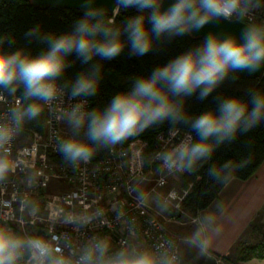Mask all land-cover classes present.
<instances>
[{"label":"clouds","instance_id":"9594fccd","mask_svg":"<svg viewBox=\"0 0 264 264\" xmlns=\"http://www.w3.org/2000/svg\"><path fill=\"white\" fill-rule=\"evenodd\" d=\"M121 12L134 10L122 27L104 22L101 0H80L81 17L71 31L49 36L46 51L32 56L0 50V89L14 93L22 88L25 100L32 101L14 111L13 125H0V180L14 168L12 137L25 119L34 120L62 92L59 78L75 55L82 64L99 57L112 61L127 51L129 58L143 57L153 51L162 37L169 39L199 32L219 21L243 20L258 0H110ZM32 33H29L31 35ZM264 69V23L242 27L235 35L208 33L202 43L159 64L150 73L133 78L127 91L114 95L103 106L86 108L75 104L62 119L71 134L58 141L57 151L73 166L88 163L98 148H112L167 122L183 125L189 135L156 153L161 167L169 173H192L211 159L216 147L235 140L264 122V90L214 98V106L199 113L186 110L185 100L204 101L228 78L230 73H256ZM101 65L79 75L70 99L93 97L100 84ZM43 102V103H40ZM194 134V135H192ZM246 163V162H243ZM243 163L241 166H243ZM232 162L209 167V177L227 184L232 178ZM213 230L219 231L205 217ZM205 225V228L207 227ZM205 228L186 238V242L207 254L211 237ZM33 257L34 264H174L167 254L121 247L112 251L111 242L99 237L73 259L60 256L42 237L23 238L0 225V264H18L22 253Z\"/></svg>","mask_w":264,"mask_h":264},{"label":"built area","instance_id":"2783aa9c","mask_svg":"<svg viewBox=\"0 0 264 264\" xmlns=\"http://www.w3.org/2000/svg\"><path fill=\"white\" fill-rule=\"evenodd\" d=\"M258 3L241 21L264 23V0ZM60 86L62 92L45 105L44 133L28 131L30 143L19 146L20 127L7 145L15 166L0 180V225L23 238H45L62 257L75 259L91 241L104 237L112 251L148 249L157 255L167 253L174 264H181L178 238L165 227L166 222L188 215L177 205L179 190L168 186L170 177L179 173L163 169L156 153L190 131L171 126L155 131L150 142L148 128L108 148L104 157L73 166L57 151L62 117L75 104L86 108L90 104L86 97L70 99L71 91ZM20 108L18 97L0 89V125L14 126L12 114ZM54 183L67 189L49 195ZM18 264H34L33 257L24 252Z\"/></svg>","mask_w":264,"mask_h":264},{"label":"trees","instance_id":"16d2710c","mask_svg":"<svg viewBox=\"0 0 264 264\" xmlns=\"http://www.w3.org/2000/svg\"><path fill=\"white\" fill-rule=\"evenodd\" d=\"M133 14L134 10L116 11L114 15H105L104 22L110 26L122 27L127 17ZM80 17L81 10L78 9L33 5L30 0H0V50L38 55L47 50L49 36L71 31ZM203 38V35L191 34L171 39L162 37L156 42L154 50L143 57L129 58L125 51L112 61H102L96 57L90 64H82L73 54L68 57L69 66L59 78V83L71 91L79 75L90 72L94 64L101 65L98 91L95 96L86 98L90 108L103 106L117 93L129 90L133 78L150 73L159 64L202 43ZM261 90H264V77L236 76L230 73L210 97L204 101H199L195 97L188 98L185 100V107L190 113H199L214 106L215 97L239 95L247 99L248 93ZM4 91L11 97H18L21 107L32 102L25 100L22 88H18L14 93ZM43 122L44 111L34 120L25 119L21 125V132L35 130L42 133ZM175 126L190 131L183 125ZM168 127L171 125L167 122L150 127L148 133L150 142L155 131ZM149 145L151 147V143ZM107 151L108 148H98L92 160L104 157ZM228 161L232 162V178L247 179L255 173L264 161V122L247 133H237L235 140L218 145L209 161L202 162L194 172L184 174L182 189L185 190V196L180 204L187 212L197 214L218 195L224 183L212 180L208 175V168H218ZM232 249L234 257L230 258L227 254L218 256L230 264H240L241 261L252 257L264 258V224L256 220L250 222Z\"/></svg>","mask_w":264,"mask_h":264},{"label":"crops","instance_id":"0c3cea01","mask_svg":"<svg viewBox=\"0 0 264 264\" xmlns=\"http://www.w3.org/2000/svg\"><path fill=\"white\" fill-rule=\"evenodd\" d=\"M200 216L203 222L198 223L199 230L207 224L205 217H211L218 226L219 231L213 230L210 224L205 228V234L212 241L209 251L215 256L226 255L221 251L232 249L253 220L264 224V161L249 178H231L229 183L224 184L218 195L197 214L198 219ZM217 257V264H230ZM240 264H264V258L252 257Z\"/></svg>","mask_w":264,"mask_h":264},{"label":"rangeland","instance_id":"374dc122","mask_svg":"<svg viewBox=\"0 0 264 264\" xmlns=\"http://www.w3.org/2000/svg\"><path fill=\"white\" fill-rule=\"evenodd\" d=\"M44 133V128L42 131V134ZM71 129L69 128L66 119H62L61 127H60V135L61 138L70 135ZM32 137L31 135H28L25 132L19 133L17 145H23L30 143ZM185 173H179L174 176H171L169 179L168 186H175L179 190V194L176 198V202L178 207L183 208V206L180 204L181 200L185 196V190L182 189V182H183V176ZM67 187L63 185H59L57 183L50 184L49 188V195H51L54 192L57 191H63L66 190ZM142 189H144L142 185ZM200 211H198L199 213ZM188 215H183L182 217H179L178 222H166L165 227L167 230L172 233L174 236L178 238V252L181 260V264H217V259H219L217 256L212 254L210 251H208L207 254H201L199 249L193 245H190L186 242V238L193 235V233L197 232L199 229V224H202V218H197L196 221H190L191 216L197 217V214H191L187 212ZM187 216V217H185ZM188 219V220H187ZM223 253H227V255L231 258L234 257L235 254L231 248L224 249V251H221Z\"/></svg>","mask_w":264,"mask_h":264},{"label":"water","instance_id":"95a60500","mask_svg":"<svg viewBox=\"0 0 264 264\" xmlns=\"http://www.w3.org/2000/svg\"><path fill=\"white\" fill-rule=\"evenodd\" d=\"M101 2H102L101 6L105 10L106 15H114L116 13L117 10H114L112 8L110 0H101ZM30 3L33 5H48V6H57L62 8H73L80 10V0H30ZM246 26H251V25L241 20L232 23L219 21L206 26L204 29H201L199 32L191 33V35L205 36L210 32L220 33L223 35H235L241 31L242 27H246ZM262 71H264V69L256 73L234 72L232 74L236 76H251L257 78L261 75Z\"/></svg>","mask_w":264,"mask_h":264}]
</instances>
